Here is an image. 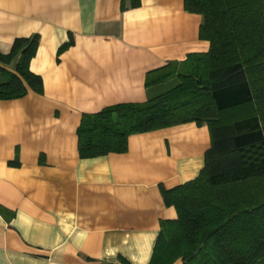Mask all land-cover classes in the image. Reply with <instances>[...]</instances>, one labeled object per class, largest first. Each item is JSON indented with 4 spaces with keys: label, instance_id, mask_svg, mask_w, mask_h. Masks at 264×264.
Segmentation results:
<instances>
[{
    "label": "crops",
    "instance_id": "1",
    "mask_svg": "<svg viewBox=\"0 0 264 264\" xmlns=\"http://www.w3.org/2000/svg\"><path fill=\"white\" fill-rule=\"evenodd\" d=\"M128 4L0 0V51L37 33L29 69L43 83L41 94L0 100V206L14 213L0 214V264H148L160 221L177 218L160 185L204 165L210 133L195 122L132 134L125 152L78 154L83 113L160 95L179 80L146 85L149 72L209 50L184 0Z\"/></svg>",
    "mask_w": 264,
    "mask_h": 264
},
{
    "label": "trees",
    "instance_id": "2",
    "mask_svg": "<svg viewBox=\"0 0 264 264\" xmlns=\"http://www.w3.org/2000/svg\"><path fill=\"white\" fill-rule=\"evenodd\" d=\"M128 1L131 8L140 5ZM184 8L202 16L198 36L209 50L147 74L146 85L177 77L174 88L144 102L83 113L78 154L121 153L132 134L206 124L210 146L198 176L169 189L160 185L177 218L160 221L148 264H264V0H184ZM38 43L34 33L0 51V100L43 92L41 76L29 69ZM0 214L14 213L0 206ZM117 262L131 264L122 256Z\"/></svg>",
    "mask_w": 264,
    "mask_h": 264
}]
</instances>
